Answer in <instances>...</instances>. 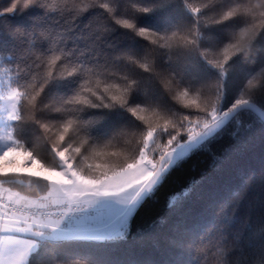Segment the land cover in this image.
I'll return each instance as SVG.
<instances>
[{"label": "snow or ice", "instance_id": "snow-or-ice-1", "mask_svg": "<svg viewBox=\"0 0 264 264\" xmlns=\"http://www.w3.org/2000/svg\"><path fill=\"white\" fill-rule=\"evenodd\" d=\"M17 14L33 22L6 30ZM95 16L107 23L93 32ZM120 29L148 43L111 67L143 69L189 111L161 104L141 79L77 43ZM157 49L188 63L158 74L155 57L149 63ZM245 115L264 127V0H9L0 6V264H57L68 246L125 240L172 171L210 153ZM136 137L130 162L109 159L121 155L107 151L112 140ZM24 175L45 181L46 194L13 190ZM193 190L170 194L167 207ZM240 208L230 202L216 226L217 264H264V199L242 217ZM157 231L154 222L142 238Z\"/></svg>", "mask_w": 264, "mask_h": 264}, {"label": "trees", "instance_id": "trees-1", "mask_svg": "<svg viewBox=\"0 0 264 264\" xmlns=\"http://www.w3.org/2000/svg\"><path fill=\"white\" fill-rule=\"evenodd\" d=\"M8 3L9 0H0V6H7ZM176 3L179 4V0H176ZM36 11L38 10H33L32 14ZM32 22L33 17L17 14L14 19L6 21V30L14 32L15 29H12L11 25L26 26ZM87 22H81V32L87 33V30L83 29V24ZM49 23L54 24L55 20ZM91 23L94 32L96 26L103 28L107 21L95 16L91 18ZM124 32L125 30L120 29L114 34H105L103 39L95 44H91L87 38L78 40L77 43L82 49L91 47L102 60L107 59L110 70H118V75L127 73L141 79L143 84L149 86V95H155L161 104L174 105L173 111H189L182 108L181 102L172 98L174 93L158 88L156 82L149 79V73H145L143 69L124 64H119L116 68L111 67L114 56L135 55L137 50L148 43ZM15 43L13 52L19 53L25 48L19 39H16ZM109 45H112V48H109ZM8 54L5 51V55ZM149 56V63H152L151 58L155 57L154 71L165 76L172 72L173 67L183 68L188 63L174 54L169 60V54L163 49L150 52ZM169 64L172 67H169ZM89 66L93 65L89 63ZM11 67L14 68L15 65ZM208 83L214 86L215 79L208 80ZM233 83L232 80L229 81L230 93ZM161 114L166 115L163 111ZM153 119L155 120V117ZM241 120L239 127L232 124L225 129L223 138L211 144L210 153L196 152L172 171L156 196L140 208L125 240L68 246L57 264H217L218 257L215 253L220 238L216 226L227 211L228 204L240 201L238 215L242 217L250 202L264 199V127L251 121L247 115L241 117ZM234 132H238L235 138L232 135ZM138 138H132V142L127 144L125 138L112 140L107 151H116L121 155L109 159L117 164H123L126 158L130 162ZM50 159L49 157V161ZM21 178L25 181V186H12L13 189L33 198L46 194L45 181L26 175ZM29 180L32 181L31 188L27 187ZM189 185H194V190L170 210L166 204L170 194ZM154 222L158 225L155 236L142 238L143 233Z\"/></svg>", "mask_w": 264, "mask_h": 264}, {"label": "rangeland", "instance_id": "rangeland-1", "mask_svg": "<svg viewBox=\"0 0 264 264\" xmlns=\"http://www.w3.org/2000/svg\"><path fill=\"white\" fill-rule=\"evenodd\" d=\"M13 190L17 191L16 189H13ZM90 222L94 223V224H97V225L102 223V221L100 219H96V218H94V221H90Z\"/></svg>", "mask_w": 264, "mask_h": 264}, {"label": "built area", "instance_id": "built-area-1", "mask_svg": "<svg viewBox=\"0 0 264 264\" xmlns=\"http://www.w3.org/2000/svg\"><path fill=\"white\" fill-rule=\"evenodd\" d=\"M93 220H94V218L91 221H93Z\"/></svg>", "mask_w": 264, "mask_h": 264}]
</instances>
